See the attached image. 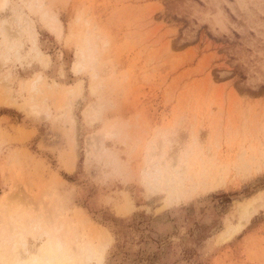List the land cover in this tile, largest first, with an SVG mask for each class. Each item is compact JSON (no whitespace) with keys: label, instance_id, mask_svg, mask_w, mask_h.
<instances>
[{"label":"rangeland","instance_id":"374dc122","mask_svg":"<svg viewBox=\"0 0 264 264\" xmlns=\"http://www.w3.org/2000/svg\"><path fill=\"white\" fill-rule=\"evenodd\" d=\"M49 238L264 264V0H0V264Z\"/></svg>","mask_w":264,"mask_h":264},{"label":"bare ground","instance_id":"6f19581e","mask_svg":"<svg viewBox=\"0 0 264 264\" xmlns=\"http://www.w3.org/2000/svg\"><path fill=\"white\" fill-rule=\"evenodd\" d=\"M4 2H2V5ZM1 5V6H2ZM48 63L47 58L43 59V65L46 66ZM85 62L83 61H76L73 65V69L75 72H79L84 69ZM40 76H38L39 78ZM79 85V84H78ZM248 201V200H247ZM256 208V199L252 198L250 199L246 205H245V210H244V221L238 223L235 227H231L227 233L225 234L226 237H229L232 235L233 232L239 230L244 222L247 220L249 215L254 211ZM61 248L62 245L58 239L51 240L50 238L47 240L45 246L41 250V257L38 258H33L30 260V264H58L60 261H62L64 264H70V257L68 255H65L64 258H60L61 255ZM90 259L89 256H87L86 261L83 264H86L88 260ZM20 258L14 262V264H21ZM96 264H100L99 261H97Z\"/></svg>","mask_w":264,"mask_h":264}]
</instances>
